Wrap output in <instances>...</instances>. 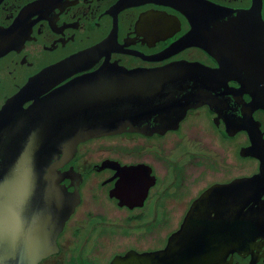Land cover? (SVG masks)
I'll list each match as a JSON object with an SVG mask.
<instances>
[{
	"label": "flooded vegetation",
	"instance_id": "flooded-vegetation-1",
	"mask_svg": "<svg viewBox=\"0 0 264 264\" xmlns=\"http://www.w3.org/2000/svg\"><path fill=\"white\" fill-rule=\"evenodd\" d=\"M194 1L0 0V253L12 245L16 250L0 264L80 262L87 231V252L99 264L131 250L163 249L205 191L251 177L256 180L249 187L234 188L226 200L218 193L213 202V218L237 225L241 236L253 234L216 264H264V110L226 71L174 87L170 106L188 97L205 101L163 133L127 130L71 148L66 129L54 130L51 97L105 65L151 70L186 61L218 70L219 62L198 45L169 49L192 29L186 13L196 23L214 22L213 15L192 10ZM206 1L230 11L255 9L264 19V0ZM220 33L207 29L211 43L222 42L215 37ZM79 56L68 69L40 77ZM191 124L206 143L184 155V143L174 155L164 153L158 141L185 138ZM142 138L150 143L140 144ZM187 155L190 170L182 169ZM157 157L167 169L159 168ZM165 221H171L169 230ZM151 224L160 228L153 240L146 236Z\"/></svg>",
	"mask_w": 264,
	"mask_h": 264
},
{
	"label": "water",
	"instance_id": "water-1",
	"mask_svg": "<svg viewBox=\"0 0 264 264\" xmlns=\"http://www.w3.org/2000/svg\"><path fill=\"white\" fill-rule=\"evenodd\" d=\"M195 1L192 10L213 15L214 22L210 25L212 19L206 17L204 22L196 23L191 11L186 13L192 19V29L169 49L198 45L215 57L220 64L218 70L186 61L151 70L105 65L96 73L73 79L51 97L56 118L54 130L61 133L66 129L65 143L73 148L94 136L127 130L163 133L177 128L185 112L205 100L188 97L170 106L174 87L196 80L208 82L219 70L245 86L253 98V106L264 110V19L259 11H230L206 0ZM210 27L225 31L215 35L221 38V43L209 41ZM216 47L223 51L216 52ZM79 58L56 65L40 77L68 69ZM146 117H152L151 123L144 122ZM255 180L256 177L242 178L209 188L191 205L180 229L169 236L165 248L131 250L125 256H116L110 264H216L233 247L248 243L253 234L247 231L241 236L236 231L237 225L228 226L226 221L213 218V202L218 193L226 200L229 191L249 187ZM118 196L123 198L122 194ZM15 256L14 245L3 248L0 262H8Z\"/></svg>",
	"mask_w": 264,
	"mask_h": 264
},
{
	"label": "rangeland",
	"instance_id": "rangeland-1",
	"mask_svg": "<svg viewBox=\"0 0 264 264\" xmlns=\"http://www.w3.org/2000/svg\"><path fill=\"white\" fill-rule=\"evenodd\" d=\"M188 133H187V136L184 138V136H175V135H172V136H169L168 138H166L165 140H161V141H158V143L161 145L162 147V150L164 153H167L169 154V156L171 155H174L175 154V150L176 148L178 147H181V144H182V149H183V155L185 153V151L187 152L188 150L194 148L195 146H200L204 143H206V138L202 137L201 135V129L200 128H197L196 125H188L186 130ZM140 144H145V143H150L149 141H147L146 139H139L138 141ZM189 154V153H188ZM188 157L183 160V166H182V169L184 168V170H190L192 169L193 167V161H192V158L191 156L187 155ZM159 159L160 158H155L154 160H156L157 164H160L159 168L161 169H167L168 166H167V162L166 160L164 159V163L161 164L159 162ZM201 159V158H200ZM205 162V159H202V161H200V164L203 165ZM93 222H89L88 223V229H91V227L93 226L92 224ZM92 224V225H91ZM91 225V226H90ZM153 225V224H151ZM161 225H164L166 226V230H169L170 228V225H171V221H165V222H162ZM87 226H85V230H87ZM163 226V227H164ZM84 229V227H83ZM160 230V228L158 229L157 225H153V228L148 230L146 232V236H149L150 237V240H153L154 238V235ZM99 232V231H98ZM168 232V231H167ZM101 233V232H100ZM99 233V234H100ZM99 234H95L93 235L94 239H98V237L100 236ZM85 235V234H84ZM86 239L84 238L83 241H82V244L80 246L79 249H85L83 251V254H84V259L82 261H78L77 258L76 259H71V261L73 262V264H99L97 261H96V258L93 256V252L90 251V252H87V242L86 240L87 239H90V231H87L86 233ZM88 236V237H87ZM86 251V253H84ZM74 255V254H73ZM77 255V253H76ZM72 256V255H71Z\"/></svg>",
	"mask_w": 264,
	"mask_h": 264
}]
</instances>
